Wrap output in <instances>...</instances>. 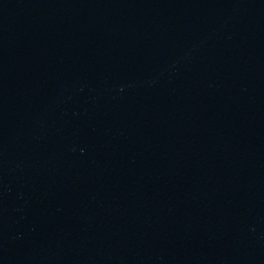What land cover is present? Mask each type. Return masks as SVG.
I'll return each mask as SVG.
<instances>
[{
	"label": "water",
	"instance_id": "1",
	"mask_svg": "<svg viewBox=\"0 0 264 264\" xmlns=\"http://www.w3.org/2000/svg\"><path fill=\"white\" fill-rule=\"evenodd\" d=\"M0 264H264V0H0Z\"/></svg>",
	"mask_w": 264,
	"mask_h": 264
}]
</instances>
